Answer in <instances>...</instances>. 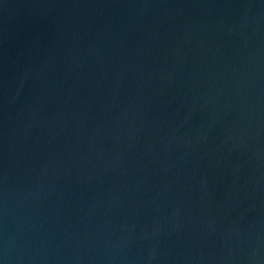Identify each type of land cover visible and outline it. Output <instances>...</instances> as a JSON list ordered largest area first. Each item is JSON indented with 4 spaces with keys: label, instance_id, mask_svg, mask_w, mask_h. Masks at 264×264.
Segmentation results:
<instances>
[{
    "label": "water",
    "instance_id": "95a60500",
    "mask_svg": "<svg viewBox=\"0 0 264 264\" xmlns=\"http://www.w3.org/2000/svg\"><path fill=\"white\" fill-rule=\"evenodd\" d=\"M0 264H264V0H0Z\"/></svg>",
    "mask_w": 264,
    "mask_h": 264
}]
</instances>
